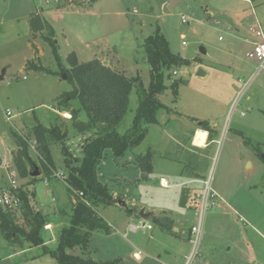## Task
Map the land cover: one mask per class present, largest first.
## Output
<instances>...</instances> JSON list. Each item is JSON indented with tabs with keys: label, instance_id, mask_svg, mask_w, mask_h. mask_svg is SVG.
I'll return each mask as SVG.
<instances>
[{
	"label": "rangeland",
	"instance_id": "rangeland-1",
	"mask_svg": "<svg viewBox=\"0 0 264 264\" xmlns=\"http://www.w3.org/2000/svg\"><path fill=\"white\" fill-rule=\"evenodd\" d=\"M90 1L0 0V188H11L15 181L13 192L31 193L30 201L44 214L62 209L53 221L65 225L60 229L53 225L46 234L48 226L43 229L45 245L55 248L72 215L65 183L68 169L62 146L54 144L56 171L46 177L35 150L36 117L49 127L56 114L60 124L68 125L65 146L72 162L83 158L84 146L95 136L78 133L71 126L70 112L56 110L59 97L73 87L42 34L31 37L30 16L38 13L54 28L64 68L70 67L67 59L72 54L80 63L99 59L127 77H140L145 88L150 84V65L142 45L159 28L171 52L190 65L164 72L167 88L159 95L164 107L157 113V124L141 122L140 130L147 129L141 144L120 158L108 149L98 164L100 181L119 200L115 206L97 209L111 234L95 232L87 250L76 246L67 252L96 262L178 264L177 253L191 249V228L200 224L199 253L193 264H248L247 243L254 248L255 264H264V70L256 74L258 64L247 57L254 45L249 38L256 33V19L264 30V0ZM255 1L256 14L251 7ZM31 63L56 75L31 70ZM205 67L209 75L198 76ZM174 81H185L177 97L171 89ZM138 105L134 88L129 109L116 128L120 135L133 127ZM80 119L88 121L84 112ZM199 122H208L211 131L198 127ZM13 133L29 144L31 162H26L25 178L15 164L18 148ZM147 153L152 155L153 172L148 181H139L135 157ZM141 211L153 213V218L168 216L177 235L165 232L151 218L143 219ZM132 226L139 228L133 231ZM14 246L0 233V264H58L43 246Z\"/></svg>",
	"mask_w": 264,
	"mask_h": 264
},
{
	"label": "trees",
	"instance_id": "trees-1",
	"mask_svg": "<svg viewBox=\"0 0 264 264\" xmlns=\"http://www.w3.org/2000/svg\"><path fill=\"white\" fill-rule=\"evenodd\" d=\"M29 25L32 38L42 34L57 66L67 75V81L73 87L72 91L59 97L56 110L70 112L71 126L78 133H95L94 138L90 139L83 148V158L72 162L65 146L69 136L68 125L65 122L60 124V117L56 114L57 118L53 119L49 127L36 117L33 135L35 150L40 157L42 169L48 178L56 171L51 146L61 145L65 167L68 169L65 183L72 204L69 227L60 231L57 247L44 248L45 253L55 259L58 264H122L121 260L96 262L93 259L68 253L67 249L79 246L87 250L95 232L111 234L110 226L98 214L97 209L115 206L119 200L110 192L108 186L100 181L98 164L108 149L113 151L116 158H120L128 149H135L141 144L147 133V129L140 130L141 122L147 126L157 124V113L164 107L159 100V95L167 88L164 72L175 67L188 66L190 61L172 53L167 39L157 28L155 34L146 38L142 45L150 65V84L148 88H145L140 77H127L124 73L105 66L99 59L80 63L76 55L72 54L67 59L70 67L64 68L58 45L54 41L55 30L52 25L38 13L30 16ZM44 33L47 34L43 35ZM30 67L38 73L56 75L42 65L36 66L31 63ZM181 83L184 84L185 81H174L171 84L175 97L178 96ZM134 88L137 89L139 105L133 127L125 135H120L116 128L129 109ZM76 101L79 107L74 106ZM83 112L88 118L87 122L80 119ZM209 127V123L205 122L203 129L211 131ZM13 136L18 148L15 164L20 176L25 178L28 175L26 162H31L29 144L19 134L13 133ZM134 162L142 173L139 181H148L149 175L153 172L151 153L137 155ZM17 195L22 202L19 211L21 219L18 218L19 213L0 208V233L11 245L23 246L24 242H29L32 247L44 246L42 232L44 227L50 224L53 215L44 214L38 209L34 202L30 201L31 193L22 191ZM127 214L132 216L130 211H127ZM152 222L165 232L172 233L173 220L168 217L152 218Z\"/></svg>",
	"mask_w": 264,
	"mask_h": 264
},
{
	"label": "built area",
	"instance_id": "built-area-1",
	"mask_svg": "<svg viewBox=\"0 0 264 264\" xmlns=\"http://www.w3.org/2000/svg\"><path fill=\"white\" fill-rule=\"evenodd\" d=\"M248 2L251 4L250 0H248ZM183 22H184V18H183ZM255 43L253 45V48L251 51H249L247 53V57L250 60L255 61L258 64V67L256 68V74L260 73L262 70H264V32L261 29V27L258 28V30L256 31V35H255ZM11 112L7 111L6 113V117L8 120H10L11 118ZM65 176V175H64ZM15 181L11 182V188H0V208L4 209V210H8V211H12V212H19L21 209V205L22 202L20 200V198L18 197L17 193L13 192V188H15ZM207 202H208V194H207V198H206V203H204V209L207 207ZM143 228H148L151 229L150 226H147L146 224H142ZM49 228V227H46ZM138 226H132V230H138ZM201 225H197V226H193L191 228V250L188 254V256L185 259L184 264H193L195 259L198 256V248H199V244L201 241ZM136 258L138 259L139 256L135 255Z\"/></svg>",
	"mask_w": 264,
	"mask_h": 264
},
{
	"label": "crops",
	"instance_id": "crops-1",
	"mask_svg": "<svg viewBox=\"0 0 264 264\" xmlns=\"http://www.w3.org/2000/svg\"><path fill=\"white\" fill-rule=\"evenodd\" d=\"M247 2H248V0H246ZM252 1H254V0H252ZM249 3V2H248ZM255 3H257V1H255V2H253L252 3V8H253V13L254 14H256V11H255V6L257 7V8H259V4L257 5H255ZM259 27H261V29L263 30V28H262V26H261V22L258 20V19H256V29L258 30V28ZM0 30H1V26H0ZM256 30V31H257ZM263 32H264V30H263ZM256 35V33L255 34H253L252 36H250V40H252L254 43H255V40H256V38L254 37ZM248 48V47H247ZM248 50H250L249 48H248ZM226 52H230L229 54H232L233 52L231 51V50H227ZM218 64L219 65H221V62H218ZM200 71H203L204 73H205V75L204 76H207V75H209V71L206 69V67L205 68H201V69H199ZM216 70V69H215ZM84 121V120H83ZM208 134V133H207ZM207 143H208V140H207ZM15 146H16V143H15ZM52 147V146H51ZM65 170H66V168H65ZM141 176H142V173H141ZM150 178V177H149ZM162 182H163V185H164V187H166L167 186V182L164 180V179H162L161 180ZM60 205H57V207H59ZM37 208L38 209H40L41 210V208L39 207V206H37ZM60 209L61 208H58V211L57 210H55L54 211V213L56 214V213H58L59 214V211H60ZM62 210V209H61ZM70 211H72V208L70 209ZM54 213L51 215L50 213H49V215H51L52 217H51V222H50V224H48V225H46V226H48L49 228H46V231H45V234H46V232H48V230H51V227L54 225V227L55 226H58L57 227V229H60L62 226H64L65 224H58V223H56L55 224V221H53V219L55 218V217H57L58 215L56 214V215H54ZM154 216V215H153ZM168 217V216H167ZM153 218V217H152ZM151 218V219H152ZM45 226V227H46ZM174 221H173V230H172V233H169V234H176L177 235V232H178V230H174ZM175 231H176V233H175ZM60 233V232H59ZM45 234H43V232H42V236H43V238H44V235ZM59 235V234H58ZM44 241H45V243H46V239L44 238ZM10 244V243H9ZM25 244H29V243H26L25 242ZM25 244H23V246L25 245ZM11 245V244H10ZM31 247H32V245L31 244H29ZM13 247H15L14 245H12ZM16 246H18V245H16ZM23 246H18V247H23ZM57 247V246H56ZM55 247V248H56ZM43 248H49V247H47L45 244H44V246H43ZM55 248H52V249H55ZM250 248V249H249ZM49 249H51V248H49ZM190 250L191 249H189V250H186V251H184V252H182V253H177V256L178 257H181L180 258V261L178 262V264H184V262H185V259H186V257L188 256V254H189V252H190ZM246 255H245V260H246V262L248 263V264H255V263H257V256H255V253H254V248L251 246V244H248L247 243V248H246ZM81 255V254H80ZM135 255H138L139 256V254L138 253H136ZM82 257H84V258H86V256H84V255H81ZM139 258H140V256H139ZM90 259V258H89Z\"/></svg>",
	"mask_w": 264,
	"mask_h": 264
},
{
	"label": "water",
	"instance_id": "water-1",
	"mask_svg": "<svg viewBox=\"0 0 264 264\" xmlns=\"http://www.w3.org/2000/svg\"><path fill=\"white\" fill-rule=\"evenodd\" d=\"M165 10H168V7L166 6L165 7ZM205 75V73L203 72V71H199V73H198V76H204ZM64 78H66V75H64ZM204 125H205V122H199L198 123V127H204ZM34 175L35 176H37V175H39V173L38 172H35L34 173ZM153 213H145L144 211H141L140 212V216L143 218V219H149V218H152L153 217Z\"/></svg>",
	"mask_w": 264,
	"mask_h": 264
},
{
	"label": "bare ground",
	"instance_id": "bare-ground-1",
	"mask_svg": "<svg viewBox=\"0 0 264 264\" xmlns=\"http://www.w3.org/2000/svg\"><path fill=\"white\" fill-rule=\"evenodd\" d=\"M139 259V258H138Z\"/></svg>",
	"mask_w": 264,
	"mask_h": 264
}]
</instances>
